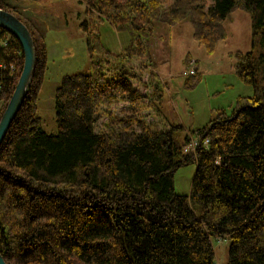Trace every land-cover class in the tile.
Listing matches in <instances>:
<instances>
[{"label": "trees", "instance_id": "trees-1", "mask_svg": "<svg viewBox=\"0 0 264 264\" xmlns=\"http://www.w3.org/2000/svg\"><path fill=\"white\" fill-rule=\"evenodd\" d=\"M195 1L165 7L161 0H83L87 20L80 28L92 72L64 76L55 98L58 132L48 134L37 116L44 36L17 6L0 0V9L29 28L37 53L28 96L0 147V252L8 264H214L213 238L230 240L228 264H264V87L256 81L261 71L264 83V54L257 70L251 52L240 58L237 73L253 85L254 98L190 131L201 143L209 140L194 154L183 151L190 134L182 126L161 130L109 110L118 91L126 102L147 99L125 65L146 57L156 76L151 37L158 24L189 21L195 41L211 54L227 37L228 15L241 9L264 47V0ZM102 21L130 34L124 53L104 48ZM8 35L0 50L8 66L0 72V120L24 66L21 45L0 29V38ZM118 69L128 77L108 79V70ZM201 77L196 67L186 86L194 88ZM153 105L151 98L146 106ZM102 112L108 123L99 133ZM191 165L197 169L190 195H180L174 175Z\"/></svg>", "mask_w": 264, "mask_h": 264}, {"label": "rangeland", "instance_id": "rangeland-1", "mask_svg": "<svg viewBox=\"0 0 264 264\" xmlns=\"http://www.w3.org/2000/svg\"><path fill=\"white\" fill-rule=\"evenodd\" d=\"M161 1L169 7L175 0ZM8 3L17 6L22 20L27 25L32 23L44 36L48 53L44 82L37 101V116L46 133L56 134L55 98L64 76L92 72L86 35L80 28L87 20L86 5L83 0H8ZM210 3L208 1L205 5L208 7ZM98 26L104 48L114 55L124 53L131 43L130 34L117 32L108 21L99 22ZM224 27L226 39L218 42L213 53L207 54L205 48L195 41L189 21H182L172 28L158 24L151 37L156 76L151 77L152 62L146 57H134L125 65V71L134 74L131 78L134 89L138 94L148 95L147 99L126 102L122 99L126 95L118 91L115 93L117 100L109 109L111 116H135L161 130L182 126L191 137L190 131L204 127L217 114L230 115L238 103L249 104L255 95L254 88L239 76L237 66L243 63L240 58L251 52L253 65L259 69V58L264 54L263 36L261 32L254 35L251 18L241 9L228 15ZM192 66L194 73L197 67L202 77L194 88H189L186 86L189 76L183 73L189 72ZM107 77L118 81L128 76L118 69L108 70ZM262 79L263 73L257 71L256 81L264 87ZM159 90L163 92L162 98L155 96ZM151 98L154 105L147 107ZM100 116L95 127L99 133L108 123L103 112ZM175 133L180 137V131ZM196 169L191 165L175 173L174 186L178 194L190 195ZM212 244L214 264H228L230 240L213 238Z\"/></svg>", "mask_w": 264, "mask_h": 264}, {"label": "water", "instance_id": "water-1", "mask_svg": "<svg viewBox=\"0 0 264 264\" xmlns=\"http://www.w3.org/2000/svg\"><path fill=\"white\" fill-rule=\"evenodd\" d=\"M0 29L13 36L21 45L24 54V66L14 93L0 120V147L7 136L19 111L24 105L34 80L37 67L35 42L29 28L16 15L0 9ZM0 264H8L0 252Z\"/></svg>", "mask_w": 264, "mask_h": 264}, {"label": "built area", "instance_id": "built-area-1", "mask_svg": "<svg viewBox=\"0 0 264 264\" xmlns=\"http://www.w3.org/2000/svg\"><path fill=\"white\" fill-rule=\"evenodd\" d=\"M10 41H11V37L9 35L1 37L0 38V50L3 47L7 46L10 43ZM7 69H8V66L5 64V62L1 61L0 62V72L6 71ZM14 69L15 68L13 66L10 68V70L12 71H14ZM193 74H194V66H192L189 72L185 71L183 73L184 76H191ZM0 106H1V102H0ZM208 144H209V140H205L203 143H201L197 137L191 136L189 142L186 144L183 151L185 154H194L196 153L198 148H200V146H208Z\"/></svg>", "mask_w": 264, "mask_h": 264}, {"label": "crops", "instance_id": "crops-1", "mask_svg": "<svg viewBox=\"0 0 264 264\" xmlns=\"http://www.w3.org/2000/svg\"><path fill=\"white\" fill-rule=\"evenodd\" d=\"M29 21H31V20H29ZM32 22V21H31Z\"/></svg>", "mask_w": 264, "mask_h": 264}]
</instances>
